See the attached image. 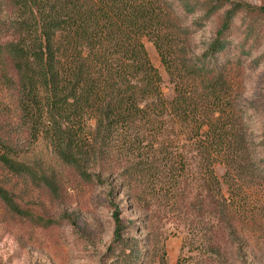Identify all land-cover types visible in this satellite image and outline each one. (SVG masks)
<instances>
[{"label": "trees", "instance_id": "obj_1", "mask_svg": "<svg viewBox=\"0 0 264 264\" xmlns=\"http://www.w3.org/2000/svg\"><path fill=\"white\" fill-rule=\"evenodd\" d=\"M208 1L232 7L210 47L189 56L184 38L217 12ZM198 11L206 16L186 25ZM241 12L250 33L235 46L238 62L251 55L247 45L257 48L264 38L260 27L255 31L264 7L236 0H0V83L59 161L142 187L168 217L184 223L193 249L209 252L219 221L234 235L246 209L236 183L242 160L260 156L264 176V130L258 135L251 122L259 112L237 103L235 82L226 75ZM146 38L174 82L171 99ZM218 164L227 165L229 196Z\"/></svg>", "mask_w": 264, "mask_h": 264}, {"label": "rangeland", "instance_id": "obj_2", "mask_svg": "<svg viewBox=\"0 0 264 264\" xmlns=\"http://www.w3.org/2000/svg\"><path fill=\"white\" fill-rule=\"evenodd\" d=\"M236 1L264 7V0ZM208 3L217 12L203 20L205 25L197 33L184 38V51L189 56L201 55L210 47L221 17L232 7ZM203 16L206 13L198 11L185 24ZM248 20L244 12L235 19L239 30L233 37L230 52L234 56L226 75L235 82L234 94L240 96L237 103L258 110L251 122L261 135L264 38L259 39L257 48L252 43L247 45L252 48L251 55L240 62L235 60V46L250 33ZM259 20L255 31L260 27L264 36L263 14ZM145 45L162 75L165 96L173 98L174 82L158 48L147 38ZM14 98L8 85L0 83V264H264V176L260 173V156L242 160L243 170L237 171L236 183L244 190L246 209L239 216L236 233L228 235L219 221L209 252H199L193 249L195 240L187 237L184 223L168 217L142 187H123V176L101 171L89 176L81 168L59 161L45 138H36L30 124L21 120ZM39 166L55 171L40 175V170L33 171ZM215 170L223 181V193L229 196L224 182L227 165L218 164ZM116 217L122 226L120 241L116 240Z\"/></svg>", "mask_w": 264, "mask_h": 264}]
</instances>
